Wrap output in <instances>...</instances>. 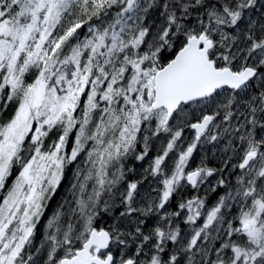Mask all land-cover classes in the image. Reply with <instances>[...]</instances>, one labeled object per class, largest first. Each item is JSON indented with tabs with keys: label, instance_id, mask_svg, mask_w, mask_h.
<instances>
[{
	"label": "snow or ice",
	"instance_id": "6c2138e0",
	"mask_svg": "<svg viewBox=\"0 0 264 264\" xmlns=\"http://www.w3.org/2000/svg\"><path fill=\"white\" fill-rule=\"evenodd\" d=\"M0 264H264V0H0Z\"/></svg>",
	"mask_w": 264,
	"mask_h": 264
},
{
	"label": "rangeland",
	"instance_id": "374dc122",
	"mask_svg": "<svg viewBox=\"0 0 264 264\" xmlns=\"http://www.w3.org/2000/svg\"><path fill=\"white\" fill-rule=\"evenodd\" d=\"M60 191L61 192L63 191V187L60 188ZM57 198H59V197H57ZM39 240H40V234L38 233L36 242L39 243Z\"/></svg>",
	"mask_w": 264,
	"mask_h": 264
},
{
	"label": "trees",
	"instance_id": "16d2710c",
	"mask_svg": "<svg viewBox=\"0 0 264 264\" xmlns=\"http://www.w3.org/2000/svg\"><path fill=\"white\" fill-rule=\"evenodd\" d=\"M37 235H38V233H37ZM36 241H37V236H36Z\"/></svg>",
	"mask_w": 264,
	"mask_h": 264
}]
</instances>
